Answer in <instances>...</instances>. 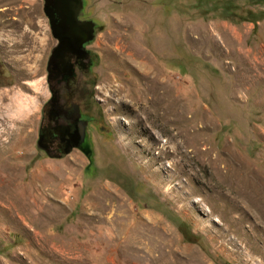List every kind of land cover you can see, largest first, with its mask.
Listing matches in <instances>:
<instances>
[{"label": "rangeland", "instance_id": "obj_1", "mask_svg": "<svg viewBox=\"0 0 264 264\" xmlns=\"http://www.w3.org/2000/svg\"><path fill=\"white\" fill-rule=\"evenodd\" d=\"M0 0V264H264V0Z\"/></svg>", "mask_w": 264, "mask_h": 264}, {"label": "flooded vegetation", "instance_id": "obj_2", "mask_svg": "<svg viewBox=\"0 0 264 264\" xmlns=\"http://www.w3.org/2000/svg\"><path fill=\"white\" fill-rule=\"evenodd\" d=\"M50 22L53 24L54 33L59 38L60 44L68 46V52L84 56L83 44L88 37L84 24L76 17L77 4L74 0H53L51 6Z\"/></svg>", "mask_w": 264, "mask_h": 264}]
</instances>
